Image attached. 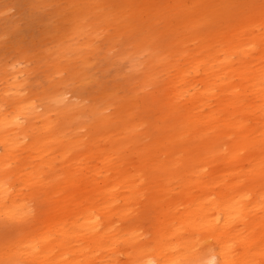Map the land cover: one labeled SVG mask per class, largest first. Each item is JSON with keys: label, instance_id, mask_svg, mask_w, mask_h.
<instances>
[{"label": "rangeland", "instance_id": "rangeland-1", "mask_svg": "<svg viewBox=\"0 0 264 264\" xmlns=\"http://www.w3.org/2000/svg\"><path fill=\"white\" fill-rule=\"evenodd\" d=\"M246 27L244 44L256 35L261 46L264 0H0V114L28 117L32 107L40 113L31 115L32 128L0 167V184L9 190L0 194V264H59L66 245L78 247L75 241L59 244L65 226L59 208L67 192L78 189L69 181L73 168L84 176L87 164L99 163L87 158L91 147L109 149L117 165L128 168L155 159L148 144L163 145L159 158L186 156V145H177L186 140L181 116L171 111L170 82L187 70L192 77L195 60H213L208 49ZM16 90L25 94L22 109L11 101ZM255 99L248 100L251 112L260 103ZM2 128L0 122V140ZM168 129L178 135L166 139ZM41 139L52 141L43 157L32 150ZM4 145L5 154L11 145ZM246 149L252 156L258 148ZM44 162L50 165L39 173ZM25 168L30 181L19 174ZM69 198L80 204L75 195ZM156 205L146 222L152 230L155 209H161ZM71 220L66 217V225ZM67 256L75 258L73 252Z\"/></svg>", "mask_w": 264, "mask_h": 264}, {"label": "bare ground", "instance_id": "bare-ground-1", "mask_svg": "<svg viewBox=\"0 0 264 264\" xmlns=\"http://www.w3.org/2000/svg\"><path fill=\"white\" fill-rule=\"evenodd\" d=\"M247 27L221 37L208 49L213 60H195L192 77L187 70L170 82L171 111L181 116L186 140L177 145H186V156L159 158L163 145L148 144L155 159H141L137 168H128L117 165L112 152L98 144L89 149L87 158L99 163L87 164L84 176L73 168L69 181L78 189L60 201L59 223L65 226L59 228V244H80L66 245L59 264H264V43L256 47L259 37L254 35L244 44ZM13 96L11 101L19 103L14 108L22 109L25 94L16 90ZM252 97L257 98L255 104L260 101L253 112L248 102ZM66 98L61 91L60 103ZM7 114H0L6 135L0 143L11 147L0 152V167L23 142L20 136L32 128L31 115H40L36 107L26 113L28 117H21V112L11 118ZM166 133V139L178 135L173 129ZM52 136L51 140L57 139L55 133ZM51 140L41 139L42 144L32 145L33 152L43 157ZM253 145L258 149L251 156L246 147ZM49 165L46 162L39 173ZM103 167L110 170L101 181ZM94 171L96 176L91 175ZM27 172L25 168L19 174L30 181L33 175ZM3 192L9 190L0 184ZM74 195L78 206L69 198ZM155 204L161 209H155L152 230L146 222ZM68 216L72 220L66 225ZM69 252L74 259L68 258Z\"/></svg>", "mask_w": 264, "mask_h": 264}]
</instances>
